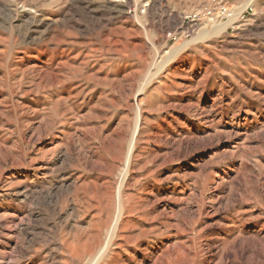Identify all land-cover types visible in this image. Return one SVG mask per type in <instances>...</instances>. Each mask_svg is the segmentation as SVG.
Here are the masks:
<instances>
[{
    "label": "rangeland",
    "instance_id": "374dc122",
    "mask_svg": "<svg viewBox=\"0 0 264 264\" xmlns=\"http://www.w3.org/2000/svg\"><path fill=\"white\" fill-rule=\"evenodd\" d=\"M224 1L173 42L208 0H0V264H264V0Z\"/></svg>",
    "mask_w": 264,
    "mask_h": 264
},
{
    "label": "built area",
    "instance_id": "2783aa9c",
    "mask_svg": "<svg viewBox=\"0 0 264 264\" xmlns=\"http://www.w3.org/2000/svg\"><path fill=\"white\" fill-rule=\"evenodd\" d=\"M136 5L128 8L127 14L134 18L143 17L150 6V0H132ZM232 18L231 11L224 0H208L200 9L182 15L178 28L167 34L169 40L178 42L181 38H188L202 26L227 22Z\"/></svg>",
    "mask_w": 264,
    "mask_h": 264
},
{
    "label": "bare ground",
    "instance_id": "6f19581e",
    "mask_svg": "<svg viewBox=\"0 0 264 264\" xmlns=\"http://www.w3.org/2000/svg\"><path fill=\"white\" fill-rule=\"evenodd\" d=\"M219 23V25L217 26L216 25V31H222V30H224L223 28H225L226 26H227V24L229 23V20L227 21V22H225V23H222V22H218ZM217 23V24H218ZM215 31V32H216ZM207 33H205V34H201L199 37H205V35H206ZM206 38V37H205Z\"/></svg>",
    "mask_w": 264,
    "mask_h": 264
}]
</instances>
